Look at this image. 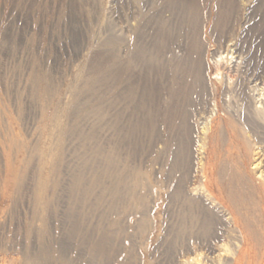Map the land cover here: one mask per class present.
I'll use <instances>...</instances> for the list:
<instances>
[{
  "label": "rangeland",
  "instance_id": "rangeland-1",
  "mask_svg": "<svg viewBox=\"0 0 264 264\" xmlns=\"http://www.w3.org/2000/svg\"><path fill=\"white\" fill-rule=\"evenodd\" d=\"M193 40L211 95L218 53L264 65V0H0V264H264L257 163L186 100Z\"/></svg>",
  "mask_w": 264,
  "mask_h": 264
},
{
  "label": "bare ground",
  "instance_id": "bare-ground-1",
  "mask_svg": "<svg viewBox=\"0 0 264 264\" xmlns=\"http://www.w3.org/2000/svg\"><path fill=\"white\" fill-rule=\"evenodd\" d=\"M188 47H189V45H188ZM199 51H201V50H199L198 41L197 40H193L191 42L190 51H189V59L191 61V64L189 63L190 65L186 67L187 68L186 74L191 78V81L189 83V89H188V92L186 94V97H187L186 100L187 101H189L190 99L192 100V97L193 96H197V97L199 96V97H201L202 100L205 101L206 103L208 101L212 100V102H213V108L215 109V111H217V113L215 112V114L213 113L212 115H210V117H208L207 121L205 122L204 126L202 127V132H203V135L205 136V139H203V138L202 139H203V141H206L207 140V141H209V143H211V142H214V139L215 140L218 139V141H219V139H223L222 138L223 137V134H226L227 140H228V142H226V144L227 143L229 144V148L227 146V148L229 149V151H227L228 159L229 160H232L233 165L236 167L235 172H237V155H239L242 158H245V156L252 154L251 156H252L253 160H251L252 162H250L251 164L250 163L249 164L250 165H255L257 163V165H255L254 167H256L258 169V171H259L258 172L259 173L258 176H259L261 182L258 185H256V183H254V182L251 183V184H255V186L254 187L253 186H250V188L248 190H250L251 192L257 193L259 195V197H260V200L263 203V199H264V170L260 171L258 167L263 162L262 161V158L264 157V147H262L261 145H259V144L263 143V141L260 143V141H261L260 138L261 137L260 138L258 137L259 136V134H258L259 131L257 132V130L258 129H262V127L264 126V125L262 126V124H264V106H262V103L259 102V98H264V65H259L258 66V65H254V63H253L254 66H252L250 68L249 66L252 63L250 62L251 63L250 64L248 62L246 64V68L244 70H242V71H240V70L237 71V69H236V70H228V71H226L224 73L225 68H227V66L230 68V65L232 63L231 62L232 57H228L227 55L226 56H223V52L222 53H218L216 55L215 59H214V62H213L214 63V74H213V76H214L215 82L217 83V85L219 84V86H216V89L211 94L212 95V98H211V95L209 93H207L205 90H203V86H202V79H203L202 76H203V73L201 72V68L199 66L200 63H198L199 62L198 61ZM243 68H244V66H243ZM237 72H239V74H240L239 77H237V74H238ZM233 73H234V75H232ZM188 82H189V80H188ZM223 83H224L225 86L224 87L222 86L223 87V89H222L221 88V84H223ZM251 84H254V86L252 85L250 87ZM250 88H251V90H250ZM162 90H163V88H162ZM221 92H224L226 97L228 96V103H227V105H229V107L227 106V108H229V109H230V107H232V108L234 107V106H231V104L234 103V100H235V102L236 101L237 102H239V101L242 102V104L245 106V109H246V111L244 112V114L242 116H239L236 113L234 114L235 111L234 112H231L232 110L231 111H228L227 108H225L226 106H224V103L223 102H221L220 100L215 99L216 95L220 94ZM249 92H252V94H254V92H255L256 94L252 95V98H250L249 97ZM167 94L170 97V100L171 101H173V99H172L173 97H176L177 98V96H175L176 93L172 89L171 90L168 89V93ZM252 101H253V105L254 106H251ZM174 103H175V100H174ZM242 104H241V106H242ZM257 104H260V105L257 107L256 106ZM171 107H172V105H171ZM237 111H239V110H237ZM239 112H241V111H239ZM219 113H222L223 115H219ZM241 114H242V112H241ZM174 117H175V112L174 111L173 112H170V120L174 121L173 120ZM175 122H176V120H175ZM221 144H222V142H221ZM203 145H204V143L202 142V146ZM212 149H215V148H212ZM228 149H226V150H228ZM205 150H207V149H205ZM217 151H219V150L217 149ZM215 154H216V152H215ZM220 156H222V155H220ZM205 157H206V160H209L208 162L210 164L208 163V166L209 167L207 166V168H208V170L211 171L214 168L213 166H215L213 164V161H214V153H213V151L212 152L210 151L208 153V157L206 155H205ZM256 157H257V159H255ZM221 159L222 158H220L219 160L222 161ZM225 160H226V158H225ZM220 161H218V162H220ZM247 161H248V159H247ZM206 163H207V161H206ZM215 164H216V162H215ZM221 164H222V162L220 163V165ZM245 164H244V167H245ZM217 165H216V168H218ZM246 166L248 167L247 164H246ZM207 168H205V169H207ZM216 168H215V170H216ZM245 169H248V168H245ZM213 171H214V169H213ZM208 173L211 174L212 171L211 172L208 171ZM213 173L215 174V172H213ZM210 174L207 175V173H206L207 176H210ZM248 174H249V172H248ZM207 176H206V180L209 178V177L207 178ZM211 176H213V175L211 174ZM214 177H216V176H214ZM231 178H233L236 182L239 180L244 186H247L245 184L246 183V180H245V178H243V176L237 177V173H234L233 177H231ZM250 178H251V175H250ZM216 179H217V177H216ZM208 181H210V180H208ZM212 181L213 180H211V182ZM252 181H254V179L251 180V182ZM204 183H205L206 187L208 188L206 182H204ZM223 185H225V184H223ZM213 186H212V188H213ZM209 187L211 188L210 185H209ZM225 187H227V186H225ZM210 188H208L206 191H209ZM244 188H246V187H244ZM214 189H216V187ZM209 192H211V191H209ZM230 192H232V191H230ZM211 193H216V192H211ZM233 193H235V192H233ZM208 195H210V194H208ZM229 195L230 196H233V197H236L237 196V195H232L230 193H229ZM216 197L217 198L220 197V193H219V196H216ZM216 197H214V195H213V198H215V201L217 200V202H218L219 198L216 199ZM221 201L222 200H220V202ZM223 204H224V202H223ZM261 207H262V205H261ZM231 213H232V211H231ZM241 255H243V254H241Z\"/></svg>",
  "mask_w": 264,
  "mask_h": 264
}]
</instances>
